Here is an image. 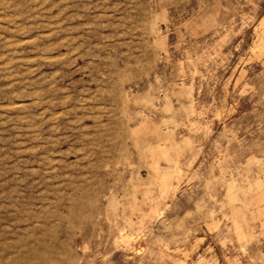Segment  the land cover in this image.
I'll use <instances>...</instances> for the list:
<instances>
[{
  "label": "rangeland",
  "instance_id": "1",
  "mask_svg": "<svg viewBox=\"0 0 264 264\" xmlns=\"http://www.w3.org/2000/svg\"><path fill=\"white\" fill-rule=\"evenodd\" d=\"M0 264H264V0H0Z\"/></svg>",
  "mask_w": 264,
  "mask_h": 264
}]
</instances>
